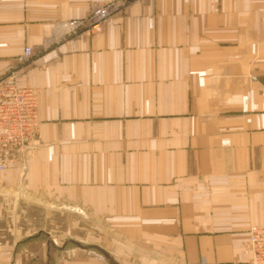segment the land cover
<instances>
[{
	"label": "crops",
	"instance_id": "0c3cea01",
	"mask_svg": "<svg viewBox=\"0 0 264 264\" xmlns=\"http://www.w3.org/2000/svg\"><path fill=\"white\" fill-rule=\"evenodd\" d=\"M96 1L107 0H0V73L33 48L19 83L37 89L41 118L26 169L12 164L0 186L20 174L29 193L87 208L109 232L53 244L5 218L0 261L253 264L264 0H137L100 32L63 37L59 22Z\"/></svg>",
	"mask_w": 264,
	"mask_h": 264
},
{
	"label": "built area",
	"instance_id": "2783aa9c",
	"mask_svg": "<svg viewBox=\"0 0 264 264\" xmlns=\"http://www.w3.org/2000/svg\"><path fill=\"white\" fill-rule=\"evenodd\" d=\"M101 7H93L83 18L59 22L62 36L67 37L87 26H91L93 33L100 32L103 21L110 15L111 10L105 4ZM33 58V48L25 46L23 52L17 56V63L21 67L11 66L0 73V173L15 163L22 164V171L25 170L27 154L34 151L40 137L41 118L37 89L19 83L22 71ZM27 63L29 64L26 65ZM250 249L253 264H264V224H256L250 228Z\"/></svg>",
	"mask_w": 264,
	"mask_h": 264
},
{
	"label": "rangeland",
	"instance_id": "374dc122",
	"mask_svg": "<svg viewBox=\"0 0 264 264\" xmlns=\"http://www.w3.org/2000/svg\"><path fill=\"white\" fill-rule=\"evenodd\" d=\"M134 1L137 0H107L104 2L96 1L92 5V8H102L101 5L104 4L105 6L111 7L110 15L103 21L104 26V24L109 19L124 11ZM83 33L92 34L93 31L91 26H87L86 28L83 27L82 30L80 29V31H77L76 33L69 34L67 37L77 36ZM14 66L18 68L21 67L17 61L15 62ZM19 166L20 172L22 170V164ZM19 176L18 180L16 179L14 185H11V187H6V189H3V187L0 186V196L5 194L7 199L9 198L8 202H10V204H3L5 209H1L2 214L0 218L2 220L0 221V240L5 233L4 228L8 227L5 218L9 221L15 219L17 224L16 227H21L23 229V234L29 230L36 236H41L43 241L46 242V240H48V242L53 244H57L56 240L59 242L66 240L67 236L81 240L82 243L86 242L89 244L94 242V240H101L99 236L103 237V229L109 232V230L103 227V225L98 226L95 223V221H97L99 224V220H94L91 210L82 208L81 212L79 213L77 204H62L57 200V198L51 197L48 199L47 195L45 196L43 193H39L37 195L31 194L24 189L22 184L24 183V177ZM15 198L21 199L23 203L13 204V201H15L13 199ZM4 222L6 223L5 225H3ZM101 227L103 228L102 230ZM6 232L8 236L9 232ZM99 241L95 242L104 245V243H101L102 241ZM5 260L6 259H4V261ZM0 264H3L2 260L0 261Z\"/></svg>",
	"mask_w": 264,
	"mask_h": 264
},
{
	"label": "bare ground",
	"instance_id": "6f19581e",
	"mask_svg": "<svg viewBox=\"0 0 264 264\" xmlns=\"http://www.w3.org/2000/svg\"><path fill=\"white\" fill-rule=\"evenodd\" d=\"M254 225H256V224H254ZM252 226H253V225H252ZM252 226H250V228H251ZM250 228H249V241H250Z\"/></svg>",
	"mask_w": 264,
	"mask_h": 264
}]
</instances>
